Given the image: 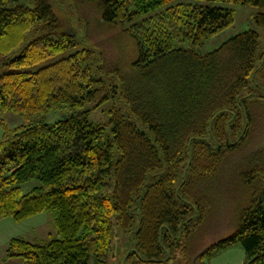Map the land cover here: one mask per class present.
I'll return each mask as SVG.
<instances>
[{
	"label": "trees",
	"instance_id": "obj_1",
	"mask_svg": "<svg viewBox=\"0 0 264 264\" xmlns=\"http://www.w3.org/2000/svg\"><path fill=\"white\" fill-rule=\"evenodd\" d=\"M53 1L0 0V55L18 54L10 65H33L79 45ZM74 1L94 10L107 30L121 27L136 58L115 65L83 48L35 73L0 76V220L50 214L58 235L45 243L13 238L6 258L108 264L114 228L128 233L138 224L124 264L176 263L179 249L185 264H206L233 244L244 249V264H264V192L227 239L194 253L181 240L209 215L198 184L217 178L260 133L259 33L243 32L201 55L178 44L201 46L235 24L234 10L187 3L161 10L172 0ZM236 2L264 9V0ZM88 21L79 20L82 32ZM255 21L264 28V12ZM112 98L122 99L128 112L114 108L110 129L89 122ZM7 111L27 125L10 127ZM54 111L67 119L48 124ZM263 149L241 163L244 184L264 182ZM35 179L41 185L23 194L21 185Z\"/></svg>",
	"mask_w": 264,
	"mask_h": 264
},
{
	"label": "rangeland",
	"instance_id": "obj_2",
	"mask_svg": "<svg viewBox=\"0 0 264 264\" xmlns=\"http://www.w3.org/2000/svg\"><path fill=\"white\" fill-rule=\"evenodd\" d=\"M234 1H205V0H172L165 5L161 10L168 7L176 6L180 3L194 4L203 7H219L235 11L236 22L233 26L224 32L208 39L201 46L192 47L189 43L178 44L179 47L185 49H193L201 55L213 52L220 48L224 43L231 38L246 31H257L261 46L264 48V28L257 26L255 16L258 13L264 12V9L258 7L243 6ZM55 12L64 18L68 24L70 32L79 37V45L68 49L57 55L49 57L39 63L26 66H12L10 61L17 55L6 57L0 55V76L8 73L26 72L35 73L42 68L52 65L63 58L74 54L83 48H94L101 57L107 58L110 63H129L136 58V47L133 40L129 39L122 28H109L108 30L99 24L97 15L92 9L81 8L74 0H55ZM160 12V11H158ZM79 20H90L88 30L82 32V25ZM88 21V22H90ZM35 35H29L26 45ZM258 84L264 88V78L259 76ZM264 93V90L262 91ZM245 94L246 91H243ZM114 108H119L128 112L127 105L122 99L112 98L102 104L99 108L93 110L88 116L89 122L93 124H102L108 126L111 120V111ZM264 110L263 107L257 108L256 111ZM66 114L60 112H52L46 117L48 124H55L61 118H66ZM3 119L10 127H22L27 125L25 119L7 111L3 114ZM260 133L243 152L231 158L224 166V171L215 179L209 182H200L198 184V193L200 197L207 203L209 215L205 223L191 235L185 232L182 236V243L191 242L187 245V251L194 253L200 249L207 248L215 243L227 239L237 229L240 218L243 212L248 209L254 202L259 199L264 192V182L260 184H244L240 178L242 171L241 165L243 160L257 150L264 148V118L260 121ZM3 138V130L0 129V142ZM264 150V149H263ZM250 180V178H248ZM39 180L35 179L31 182L21 185L23 194L30 193L34 188L40 186ZM138 224L133 231L123 233L118 227L114 228V238L112 250L108 264H124L128 255L135 250V235ZM191 230H194L193 228ZM58 238L53 216L50 214H40L34 216L21 223H16L12 218L0 220V256L4 253L3 244L10 238H23L32 243H45L52 238ZM4 241V242H2ZM179 243V242H178ZM175 256L178 258L176 263L185 264L184 259L186 252L184 249H179ZM246 260L244 249L240 244H233L220 252L214 254L210 259H206V264H244ZM142 264V263H141Z\"/></svg>",
	"mask_w": 264,
	"mask_h": 264
},
{
	"label": "crops",
	"instance_id": "obj_3",
	"mask_svg": "<svg viewBox=\"0 0 264 264\" xmlns=\"http://www.w3.org/2000/svg\"><path fill=\"white\" fill-rule=\"evenodd\" d=\"M10 241H11V239L8 238V240H6L5 244H3V246H2L4 248L3 249L4 253L2 254V256H0V264H23V261L21 259H7L6 258V252H7V248H8ZM2 242H4V241H2Z\"/></svg>",
	"mask_w": 264,
	"mask_h": 264
},
{
	"label": "water",
	"instance_id": "obj_4",
	"mask_svg": "<svg viewBox=\"0 0 264 264\" xmlns=\"http://www.w3.org/2000/svg\"><path fill=\"white\" fill-rule=\"evenodd\" d=\"M65 119H67V117Z\"/></svg>",
	"mask_w": 264,
	"mask_h": 264
}]
</instances>
